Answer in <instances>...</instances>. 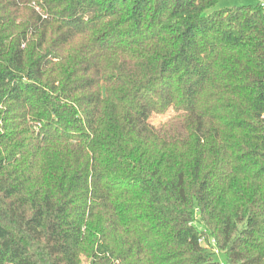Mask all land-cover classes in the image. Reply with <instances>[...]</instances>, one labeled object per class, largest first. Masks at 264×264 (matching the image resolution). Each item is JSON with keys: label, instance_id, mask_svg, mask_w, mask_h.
I'll return each instance as SVG.
<instances>
[{"label": "trees", "instance_id": "16d2710c", "mask_svg": "<svg viewBox=\"0 0 264 264\" xmlns=\"http://www.w3.org/2000/svg\"><path fill=\"white\" fill-rule=\"evenodd\" d=\"M219 1L0 0V264H264V9Z\"/></svg>", "mask_w": 264, "mask_h": 264}, {"label": "rangeland", "instance_id": "374dc122", "mask_svg": "<svg viewBox=\"0 0 264 264\" xmlns=\"http://www.w3.org/2000/svg\"><path fill=\"white\" fill-rule=\"evenodd\" d=\"M259 5L258 0H220L219 3L204 13V16L210 15L215 11L231 9L236 7H247V8H256ZM174 112L170 111L165 115H152L150 118V123L156 127H160L164 124H167L173 117ZM215 259L220 264H228L227 257L225 254H219L218 251H215ZM81 264H90L89 260L82 256Z\"/></svg>", "mask_w": 264, "mask_h": 264}, {"label": "built area", "instance_id": "2783aa9c", "mask_svg": "<svg viewBox=\"0 0 264 264\" xmlns=\"http://www.w3.org/2000/svg\"><path fill=\"white\" fill-rule=\"evenodd\" d=\"M258 2H259L260 7H261L262 9H264V0H258ZM201 243H202V244H205V240L202 239V240H201ZM211 244H212L213 246H215L216 243H215L214 240H212V241H211ZM215 251H218V250L215 249ZM215 251H214V252H215Z\"/></svg>", "mask_w": 264, "mask_h": 264}]
</instances>
